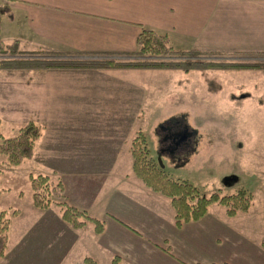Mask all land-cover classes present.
<instances>
[{
	"label": "crops",
	"instance_id": "obj_1",
	"mask_svg": "<svg viewBox=\"0 0 264 264\" xmlns=\"http://www.w3.org/2000/svg\"><path fill=\"white\" fill-rule=\"evenodd\" d=\"M234 1L4 0L8 14L0 18V40L16 38L32 52L69 61L132 62L136 39L146 27L165 34L179 51H211L200 47L218 35V14H225ZM40 70L65 89L49 103L59 106L53 118L65 124H56L43 141L41 136L29 160L50 169L43 175L62 185L66 203L102 222L103 230L96 233L91 221L72 229L61 212L33 205L30 223L19 225L13 243L9 220L0 264H264V227L260 235L259 221L250 219L249 209L229 216L223 206H209L201 219L177 228L169 199L147 188L133 172L135 124L124 120L121 111L91 115L83 106L100 105L104 87L116 93L124 84L122 75L142 69ZM42 87L43 82L35 83L37 99ZM90 121L98 126L91 128ZM12 213L17 223L26 221L20 210Z\"/></svg>",
	"mask_w": 264,
	"mask_h": 264
},
{
	"label": "rangeland",
	"instance_id": "obj_2",
	"mask_svg": "<svg viewBox=\"0 0 264 264\" xmlns=\"http://www.w3.org/2000/svg\"><path fill=\"white\" fill-rule=\"evenodd\" d=\"M242 1L235 0L227 6L225 14L219 12L216 22L220 20L217 25L215 22L213 24V28L214 25L219 27L218 35L209 38L208 45L198 46L213 51L198 50L202 54L194 58L196 61L264 64V1L259 4ZM4 5V0H0V7ZM14 42L18 52L22 53L15 59L69 61L32 52L23 41L9 36L2 37L0 48L5 49ZM173 50L177 49L173 47ZM135 58V61L155 62L183 60L174 55ZM4 59L10 58L0 53V60ZM122 76L124 84L116 93L113 89L110 94L107 88L110 86L104 87L102 103L84 104L86 110L91 115L95 111H121L124 120L135 124L133 137L138 133L144 136L149 158L156 162L164 175L173 181L187 182L197 189L201 197L208 198L215 193L222 197L233 196L244 190L250 200V219L256 224L259 221L262 235L264 71L208 70L184 73L177 70L145 69ZM55 80L43 70L0 71L2 137L15 136L20 127L38 120L44 125L40 139L43 141L46 132L56 124H65L64 119L57 121L53 118L56 114L52 113L60 110L59 106L49 104L52 95L65 91L58 85L59 81ZM35 81L43 82L42 94L38 99L35 97ZM125 114L130 115L131 120L125 118ZM90 119L96 120V117L90 116ZM90 124L91 128L98 126L97 121H90ZM179 137L183 140L179 141ZM163 139L166 141L163 142ZM3 161V156H0V211L5 210L11 220L13 243L19 225L22 227L30 223L32 218L30 213L34 207L30 178L47 174L50 169L28 160L8 170L9 167ZM210 206L212 210L221 207L217 203ZM49 208L60 212L57 206ZM14 209L24 214V223L15 221L12 213ZM62 264L77 263L68 261Z\"/></svg>",
	"mask_w": 264,
	"mask_h": 264
},
{
	"label": "trees",
	"instance_id": "obj_3",
	"mask_svg": "<svg viewBox=\"0 0 264 264\" xmlns=\"http://www.w3.org/2000/svg\"><path fill=\"white\" fill-rule=\"evenodd\" d=\"M8 14L7 7H0V17ZM1 49V48H0ZM2 55H8L10 59L0 60V71L20 69H167L184 73L190 71H254L263 70L264 64H236L227 62L196 61L201 52L197 50L179 51L173 50L165 34L153 29L141 27L136 39L135 55L143 58L164 57L168 55L178 56L183 59L177 62L140 60L132 62H77L59 60H25L15 59L19 56L16 43L1 49ZM43 129L34 122H28L20 127L15 136L4 138L0 135V156H3L7 167L18 166L25 160L31 159L36 142L42 136ZM130 152L133 157V172L135 176L150 190L169 199L174 212V225L180 228L183 224L201 219L211 204L217 203L226 209V214L233 216L236 212H246L250 207L248 194L244 190L238 191L233 196H220L212 194L208 198L201 197L195 187L187 182L173 181L167 178L163 171L151 158L146 147L144 136L140 133L131 141ZM33 205L37 209H46L57 206L61 212V218L72 229H80L85 221L94 224L95 232L101 233L103 223L87 216L68 205L64 199L62 185L53 182L49 177L39 175L30 178ZM9 219L5 212H0V257L4 255L7 244V232Z\"/></svg>",
	"mask_w": 264,
	"mask_h": 264
},
{
	"label": "flooded vegetation",
	"instance_id": "obj_4",
	"mask_svg": "<svg viewBox=\"0 0 264 264\" xmlns=\"http://www.w3.org/2000/svg\"><path fill=\"white\" fill-rule=\"evenodd\" d=\"M178 140L179 141H182L183 139H181L180 137L178 138ZM166 140L165 139H163V142H165Z\"/></svg>",
	"mask_w": 264,
	"mask_h": 264
}]
</instances>
